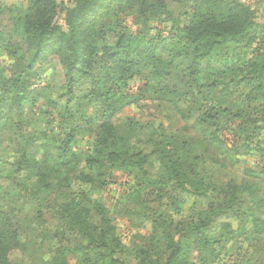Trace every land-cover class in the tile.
<instances>
[{
	"label": "trees",
	"instance_id": "obj_1",
	"mask_svg": "<svg viewBox=\"0 0 264 264\" xmlns=\"http://www.w3.org/2000/svg\"><path fill=\"white\" fill-rule=\"evenodd\" d=\"M26 1L30 11L24 17L0 6V126L12 127L10 139L23 147L22 158L32 156L29 148L42 155L28 160L16 179L6 173L0 155V264H24L39 251L52 254L46 264H192L178 240L186 220L188 234L217 229L218 240L206 234L207 245L232 241L227 255L238 256L236 264H256L254 255L239 253L237 226L247 222L262 186L250 188V178L229 164L246 159L257 129L264 130V29L243 65L231 62L225 50L248 33L255 11L238 0H71L61 7L64 29L56 21L57 0ZM123 8L138 16V33L124 26ZM172 39L177 45L168 48ZM31 51L35 56L22 70L2 64V56L22 62ZM45 73L67 94L57 128L50 113L47 119L33 105L28 111L26 76ZM132 81L140 82L138 101L155 97L179 117L172 130L156 126L151 114L121 125L113 121L133 102L135 94L124 91ZM234 121H243L241 129L251 133L235 149L224 140ZM78 135L95 136L88 152L74 149ZM117 170L132 182L125 204L138 196L142 218L151 224L143 242L128 240L114 214L91 196ZM189 199L196 200L192 216L185 214ZM41 219L58 220L56 244L33 236L32 220ZM252 222L254 233H264L258 210Z\"/></svg>",
	"mask_w": 264,
	"mask_h": 264
},
{
	"label": "rangeland",
	"instance_id": "obj_2",
	"mask_svg": "<svg viewBox=\"0 0 264 264\" xmlns=\"http://www.w3.org/2000/svg\"><path fill=\"white\" fill-rule=\"evenodd\" d=\"M59 8L57 10V23L66 29L65 26V14L61 12V7L68 6L71 0H57ZM119 2V0H117ZM239 2L249 6L253 11H255V19L254 24L248 30V33L232 39L226 45V52L228 59L232 62H236L237 60L240 61V65H243L247 62L253 55V49L257 46V36L260 37V33L263 34L264 29V0H238ZM117 2V3H118ZM116 3V4H117ZM1 8H11L14 11V17L18 18L24 17V15L30 11L29 3L26 0H0ZM117 8V5L114 6ZM120 19L123 20L124 26L130 28L133 32H139V27L141 28L142 25L138 24V16L133 14V12L123 8L122 12L120 13ZM160 18H154L151 22L152 27L158 26V21ZM144 19L142 20V22ZM257 32L259 34L257 35ZM256 36V38H255ZM255 38L256 40L253 41L252 39ZM174 39L170 40L167 44L168 48L176 47ZM180 47L183 45H179ZM35 52H30L25 54V61H16L15 59H9L6 56H2V64L7 68H14L17 70H22L27 66L34 58ZM27 91L30 93L29 95V106L28 111H30L31 105L34 108L43 109L45 113V117L51 114V120L54 121V127L57 128L59 124L60 115H64L67 111V94L65 89L57 88L52 85L50 82L52 79H48L51 77L50 73H45L40 78H31L28 77L27 74ZM140 86L139 81H132L129 84V87L126 88L124 91L126 95H133L135 97H131V100L127 101V103L119 109V111L114 115L113 121L117 125H121L123 121L130 120L132 121L139 118L144 117L148 118L149 115H153V120L155 125L158 126L160 124L163 125L164 129L172 130L175 127V124L180 122L178 119L179 117L176 114L172 113V109L158 101L155 97H149V95L142 97L139 101L137 100V90ZM86 88V87H85ZM77 110V108H76ZM88 114L93 113L91 106H87L85 108ZM193 116L195 112L192 111ZM17 116H12L11 120L16 121ZM194 120V119H193ZM192 122V119H191ZM11 124V123H10ZM243 121H234L231 125V128L228 129L224 134V140L227 146L231 148H236L240 142L245 141L247 136L251 137V133L247 135L241 129ZM178 126V125H177ZM251 128V127H249ZM241 129V130H240ZM55 130V129H54ZM253 130V128H251ZM55 132V131H54ZM67 131L64 130V133ZM12 133V127L6 123H3L0 126V155L3 156L5 159V170L6 173L13 178H18L20 176V168L21 171H24V168L27 166L28 160L33 158H41L42 151L39 149L29 148L28 152L32 155L29 156L30 158H22L21 157V149L23 147H14L11 139L10 134ZM171 132L169 131V134ZM245 134V135H244ZM183 139H188L190 141H195L196 137L183 134L181 136ZM136 137H131L130 141H136ZM250 153L246 156L244 160L235 159L234 163L231 161L229 164L232 170L239 173L240 175L245 174L250 179H247V184L250 188H254L255 184H259L262 186L260 187V191L258 190L257 196H254V199L257 200V205L254 209H252L248 215L246 216L247 222H239L237 226L238 233L241 235L239 238L241 250L239 253L246 255L250 253L254 255V263L264 264V254L257 255V250L259 248L264 247V233H254L253 222L252 218L255 216V212L257 210L260 212L262 216V221H264V130L257 129V140L253 138L250 141ZM95 144V136H82L78 135L77 140L73 143L75 150H83L88 152ZM201 156L203 154V149L199 151ZM28 153V155H29ZM194 154L196 152L194 151ZM257 175V178L254 177L253 174ZM110 175V171L108 172ZM107 179L109 184L103 189L99 191H94L91 194L92 198L99 200L102 205L105 206L107 210H109L112 214H114V218L117 224L120 226L122 233L126 236V238L132 242H143L146 239L148 234L151 231V224L142 218V210L140 207L137 206L139 202L138 196H129L125 200H123L132 188V182L129 177L123 171H115L112 174V177L107 175ZM245 180V178H243ZM251 180V181H249ZM84 188V186H83ZM83 188H80L78 191H82ZM87 192L90 188L85 189ZM92 192V190H91ZM188 193H194L193 190H188ZM198 198V195H197ZM185 200V199H183ZM196 200L189 199L188 205L185 208V214L191 215V210L189 208L193 202ZM205 201V200H204ZM245 219V220H246ZM220 224L218 225V227ZM30 231H34V237L40 243L46 239L51 240L53 244L57 243L56 240V233L59 228L58 220L50 223L44 222L43 219L41 220H32ZM191 225L186 220L184 226V234L178 237L179 242L182 244L185 254H187V259L192 264H236L238 256L232 255L229 253L227 255V251L232 244V241L228 244L222 245H207L206 242V234H209V238L212 241L218 240V233L217 229H206L200 234H188L187 232L190 230ZM242 228V232H241ZM261 228L264 230V224H261ZM34 238H32L33 240ZM52 244V245H53ZM52 250V246L50 247ZM224 249V251H223ZM34 252V251H32ZM39 252L30 253L24 260V264H46L45 260L46 255H43ZM156 258L163 260L164 256L163 253L157 252L155 254ZM250 256L247 255V258ZM224 259L223 262H218V259ZM250 259V258H249Z\"/></svg>",
	"mask_w": 264,
	"mask_h": 264
}]
</instances>
